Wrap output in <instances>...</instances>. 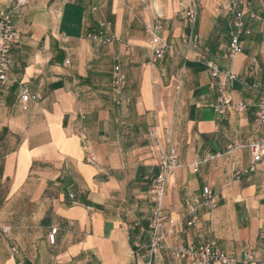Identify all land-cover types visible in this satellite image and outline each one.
I'll return each mask as SVG.
<instances>
[{
	"label": "crops",
	"instance_id": "obj_1",
	"mask_svg": "<svg viewBox=\"0 0 264 264\" xmlns=\"http://www.w3.org/2000/svg\"><path fill=\"white\" fill-rule=\"evenodd\" d=\"M244 1V13L255 18L245 17L251 33L232 59L222 0L153 1L161 18L157 34L177 52L166 50L157 61L144 26L153 23V10L143 12L136 0H27L13 12L18 40L0 110V227L8 228L0 232V264H170L164 254L153 258L147 250L148 189L160 156L155 140L177 151L162 202L182 220L177 242H213L235 256L248 248L260 253L261 172L235 180L229 170L232 162L246 168V145L264 140V126L255 122L258 93L235 83L226 95L245 103V111L215 112L219 94L209 87V71L181 43L188 32L184 8H193V34L206 59L243 83L262 84L264 0ZM10 5L0 0V9ZM251 58L257 62L252 73ZM117 65L127 79L122 97L130 99L123 107L115 105L111 88ZM23 85L41 97L26 111L17 97ZM122 119L129 124L125 135ZM193 163H199L197 173ZM204 186L217 206L200 209L196 225L187 227L185 202ZM51 228L57 230L54 244L47 240Z\"/></svg>",
	"mask_w": 264,
	"mask_h": 264
},
{
	"label": "built area",
	"instance_id": "obj_2",
	"mask_svg": "<svg viewBox=\"0 0 264 264\" xmlns=\"http://www.w3.org/2000/svg\"><path fill=\"white\" fill-rule=\"evenodd\" d=\"M141 5L143 12L153 10V19L150 23L144 21L146 32L150 36L149 47L153 54V60H161L164 57L165 51H172L177 54L171 44H168L158 34L161 18L153 9V1L156 0H136ZM260 1V0H259ZM27 0H11L9 8L0 9V110L2 108V95L7 85V71L10 63V53L12 47L17 43L18 35L15 30L12 15L16 9L25 6ZM182 5V4H181ZM248 6L244 0H222L220 11L226 14V29L228 37V57L234 58L241 52V39L249 36L251 31L246 25L245 17L254 19L255 14L249 12L245 14L243 9ZM184 17L188 32L181 37V43L187 48L195 50L194 60L201 62L209 71L211 82L210 89L216 90L219 94L218 103L214 110L217 113L233 111L238 114L243 113L246 108L245 103H234L226 95L229 89H232L235 83L243 84L247 89L256 91L258 99L256 104L255 122L259 127L264 126V81L262 84L252 83L250 85L243 83L238 75L229 70H220L205 57V54L200 52V44L198 38L193 34V27L196 23L197 13L193 8H184ZM92 39L101 44L107 42L106 39L100 36H93ZM184 59H188L183 56ZM257 62L255 58H251L247 63V71L252 73L256 69ZM126 75L117 65L113 67L111 77V88L115 94L114 103L117 107H123L130 104L129 98L122 97V93L126 85ZM18 101L23 111L28 110L29 105L38 104L41 97L32 93L27 86H21L18 91ZM80 118L83 114L78 113ZM129 124L125 119L120 120L119 130L121 135H125L128 131ZM84 127L78 124L76 133L84 136ZM148 136L152 137L149 133ZM155 146L160 153L158 160V174L150 183L148 196L151 201V208L148 223L145 233L148 237L147 250L151 257H157L164 254L170 264H264V228L259 235L260 253L248 248L241 252L240 256H235L221 250L215 243H204L196 245H182L177 242V236L181 232L182 220L174 218L170 213L166 212L162 202L165 194V187L168 176L177 168L178 157L174 146L168 145L166 149H162L157 140ZM243 148V146H239ZM246 148L249 152L250 163L244 169L239 168L236 163L232 162L229 166L231 177L235 180L240 179L245 174H255L261 172V191L264 194V140L254 139L250 141ZM86 159L89 162H94L95 158L90 153L86 154ZM193 173L199 170V163L191 164ZM73 195H70L72 198ZM217 206V197L211 188L204 186L200 194L192 201H186L185 207L187 210V220L185 226L193 227L198 220L200 209L212 210ZM8 228L0 227L2 235L6 234ZM57 230L51 228L47 240L49 244H54ZM139 247L138 243L134 245ZM12 254H17L15 247L10 248Z\"/></svg>",
	"mask_w": 264,
	"mask_h": 264
},
{
	"label": "rangeland",
	"instance_id": "obj_3",
	"mask_svg": "<svg viewBox=\"0 0 264 264\" xmlns=\"http://www.w3.org/2000/svg\"><path fill=\"white\" fill-rule=\"evenodd\" d=\"M263 230V229H262ZM262 230H261V232H262Z\"/></svg>",
	"mask_w": 264,
	"mask_h": 264
}]
</instances>
